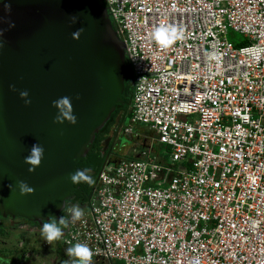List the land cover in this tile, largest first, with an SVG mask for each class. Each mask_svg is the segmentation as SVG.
I'll return each instance as SVG.
<instances>
[{
  "label": "built area",
  "instance_id": "1",
  "mask_svg": "<svg viewBox=\"0 0 264 264\" xmlns=\"http://www.w3.org/2000/svg\"><path fill=\"white\" fill-rule=\"evenodd\" d=\"M104 1L132 72L122 132H147L44 247L86 243L92 264H264V0ZM161 24L184 39L159 48Z\"/></svg>",
  "mask_w": 264,
  "mask_h": 264
},
{
  "label": "water",
  "instance_id": "2",
  "mask_svg": "<svg viewBox=\"0 0 264 264\" xmlns=\"http://www.w3.org/2000/svg\"><path fill=\"white\" fill-rule=\"evenodd\" d=\"M0 32V216L58 220L73 188L68 175L116 106L130 107L132 94L123 100L125 45L98 0H0ZM22 90L30 105L20 98ZM64 96L71 98L75 124L54 123L53 101ZM36 144L44 147V159L29 172L24 158ZM18 180L34 194L21 196Z\"/></svg>",
  "mask_w": 264,
  "mask_h": 264
},
{
  "label": "clouds",
  "instance_id": "3",
  "mask_svg": "<svg viewBox=\"0 0 264 264\" xmlns=\"http://www.w3.org/2000/svg\"><path fill=\"white\" fill-rule=\"evenodd\" d=\"M5 10L10 14L11 4H6ZM71 19L72 22L75 23L77 18L73 16ZM14 26V23L9 22L10 28ZM83 31V28L78 29L73 33V37L78 38ZM0 35H3V33L0 32ZM151 38L159 48L168 49L184 39V32L176 26L161 24L153 30ZM0 47H2V44H0ZM10 90L16 91L15 86L11 85ZM19 96L24 100L25 105L31 104L29 92L27 90L20 91ZM53 107L58 109V114L55 117L54 123H63L65 119L72 124L76 123L77 118L73 114L72 101L70 97L64 96L53 101ZM44 154L45 149L42 145H33L30 150V154L24 158V163L30 166L28 169L29 172H34L36 168L41 165L44 159ZM88 171L89 170L85 169L70 173L68 175V180L74 184L81 182L91 184L93 181L92 177L88 174ZM16 186L18 187L21 196L32 195L35 192V189L23 180H18L16 182ZM67 211L70 213L71 223L81 221L85 215V210L79 204L72 205L67 209ZM68 224L69 220L64 216H60L58 220L50 219L48 222L43 223L41 227V235L48 244H51L63 237V228H66ZM67 255L75 259L70 262H66V264H92L93 251L86 243H76L72 247L68 248Z\"/></svg>",
  "mask_w": 264,
  "mask_h": 264
},
{
  "label": "rangeland",
  "instance_id": "4",
  "mask_svg": "<svg viewBox=\"0 0 264 264\" xmlns=\"http://www.w3.org/2000/svg\"><path fill=\"white\" fill-rule=\"evenodd\" d=\"M241 38V36L231 32L228 34V40L232 43ZM128 123L129 118L126 119L125 124ZM132 129L133 131L128 137L121 139L123 147H119L115 154L109 156L110 162L130 156V148L134 145L136 129H140L141 134L146 133L143 126H133ZM106 152L103 150V154ZM14 225L17 226L16 223L8 222L0 227V231L2 230L0 232V262L7 264H61L57 258L59 251H52L53 248L44 247L46 240L35 225L16 228Z\"/></svg>",
  "mask_w": 264,
  "mask_h": 264
},
{
  "label": "flooded vegetation",
  "instance_id": "5",
  "mask_svg": "<svg viewBox=\"0 0 264 264\" xmlns=\"http://www.w3.org/2000/svg\"><path fill=\"white\" fill-rule=\"evenodd\" d=\"M122 127L123 126H121V128H119V126H118V127H116V129L114 128L113 130H115V134H113L112 132L109 133V135L105 138V140L102 143V146H101L102 150H104L105 152L107 151L111 155V154H115L116 150L119 147L120 148L123 147L121 145V139H123L124 137H128V135H125L122 132ZM118 130H119V133L117 135ZM102 155H103V151H102ZM86 165H88V164H86ZM85 169L89 170L88 174L92 177L93 182L91 184L86 183V182H81V183H76V184L73 183V188L70 191V198L68 200H66L65 206L60 213L61 216L65 217V214L67 213V209L69 207H71L72 205L79 204L82 208H85L87 206V204L89 202L87 200V197L90 195L91 192L94 191L97 177L95 174L94 167H83L82 165L76 163V166H75L76 171L85 170ZM8 222L12 223V224L16 223L17 226L14 225V228H16L18 226L21 227L23 225L29 226V224H30V226H34V225L36 226L37 225V227L40 228L39 224H37V223L34 224V222H31L28 220H24V219H20V218H10V217L4 218V217L0 216V227L5 225ZM57 258L59 259L61 264H66V262H70L73 260L71 257H69L67 255V251L62 249V248L59 249V254H58ZM57 264H60V263H57Z\"/></svg>",
  "mask_w": 264,
  "mask_h": 264
},
{
  "label": "trees",
  "instance_id": "6",
  "mask_svg": "<svg viewBox=\"0 0 264 264\" xmlns=\"http://www.w3.org/2000/svg\"><path fill=\"white\" fill-rule=\"evenodd\" d=\"M101 5H103L106 8L105 1L104 0H98ZM235 46H241V43H234ZM127 63V61H126ZM124 79H125V88H124V95H123V100L125 102H128L131 94H132V72L131 69L127 63V69L124 74ZM130 108V107H129ZM126 113V114H125ZM130 110L128 109L126 112V107H122L120 105H117L114 111L111 114V117L108 121V123L105 125V127L97 134L91 148L87 152L86 156L81 158L77 164L82 165L83 167H94L96 177H98V174L104 165V163L109 159L110 153H104L102 155V143L105 140V138L109 135V133L115 134L116 127L119 126L121 123V120L123 116L125 115V119L122 123V126L126 125V119L129 118ZM88 164V165H86ZM97 179V178H96ZM61 216V215H60ZM33 222V221H31ZM45 223V222H43ZM2 232V230L0 231ZM0 264H6L5 262Z\"/></svg>",
  "mask_w": 264,
  "mask_h": 264
},
{
  "label": "crops",
  "instance_id": "7",
  "mask_svg": "<svg viewBox=\"0 0 264 264\" xmlns=\"http://www.w3.org/2000/svg\"><path fill=\"white\" fill-rule=\"evenodd\" d=\"M143 130H146V128L144 127V129ZM135 134H134V137H135V141H134V145L130 148V156L129 157H131L132 155H133V150H134V148L136 147V146H138L137 145V143H138V135H140L141 133H140V129H136L135 130ZM146 132H147V130H146ZM136 142V143H135ZM52 251H55L56 249L55 248H53V249H51ZM72 258V257H71ZM73 260L75 259V258H72Z\"/></svg>",
  "mask_w": 264,
  "mask_h": 264
}]
</instances>
